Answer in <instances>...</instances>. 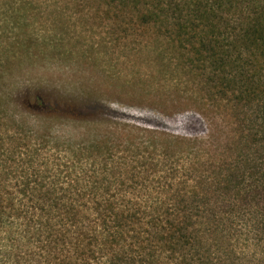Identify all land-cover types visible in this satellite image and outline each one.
Masks as SVG:
<instances>
[{"label": "rangeland", "instance_id": "1", "mask_svg": "<svg viewBox=\"0 0 264 264\" xmlns=\"http://www.w3.org/2000/svg\"><path fill=\"white\" fill-rule=\"evenodd\" d=\"M120 1L0 0V107L18 122V101L39 89L91 105L85 122L49 121L43 139L14 146L2 191L48 217L56 239L47 229L0 239V264H74L60 244L72 220L47 215L46 197L63 212L88 197L95 212L123 214L117 264H264V133L249 154L242 142L260 124L245 91L264 85V57L258 66L241 39L250 24L264 27V0H160L171 9L162 23ZM185 2L178 13L174 3ZM183 21L195 28L178 33ZM214 51L234 76L225 94ZM173 228L186 239L165 240Z\"/></svg>", "mask_w": 264, "mask_h": 264}, {"label": "trees", "instance_id": "2", "mask_svg": "<svg viewBox=\"0 0 264 264\" xmlns=\"http://www.w3.org/2000/svg\"><path fill=\"white\" fill-rule=\"evenodd\" d=\"M140 1H143L144 4H151L153 6L151 9L155 8L156 13L149 9L145 11L137 9ZM120 3L125 5L133 3L135 7L131 8L129 12L132 13V10L136 9L137 13L135 15L138 14L142 21L149 19V17L151 18L149 14H154L162 23L163 20L159 17V14L171 10L168 5L167 7L161 6L160 0H121ZM173 6L179 13L182 11L183 7H187V3H174ZM196 6L198 9L202 8L200 2H197ZM153 17L156 19L155 16ZM192 28H195L194 25L189 24L188 26V23L183 21L178 23L177 32L181 34ZM241 39L251 45V48H254L252 58L259 66L261 63L260 55L264 57V27L257 24H250V26L244 30ZM215 43L216 45L212 46L214 50L217 45L219 46L218 42ZM214 52L218 53L215 55L216 57L214 56V62L220 65L222 72L220 81L217 83L219 85L218 88H220L218 93L225 94L227 90L223 88L222 83H225L224 85H230L234 82V76L231 73L232 69L229 64L228 56L225 57L223 53H219L218 51ZM245 92L249 93L251 97H253V101L256 102L255 115L260 120L258 130L252 133V129H247L242 136L243 150L245 153L248 152L249 154V142L251 139L259 133H264V85L259 84L253 90H247ZM4 104H6V102H4ZM88 104L89 103L86 101L82 102L74 99L53 97L51 94L45 93L42 89H39L35 91L32 96L28 97L24 95L18 101L17 106L20 114V121L18 122L15 120L14 113H10L0 107V150L5 154L4 160L2 161L0 159V174L5 171H10L8 170L7 164L15 154L14 146L17 145L16 143L26 141L30 135L34 136L36 133L37 137L41 138L42 136L39 133L44 130L46 123L49 121L63 120L65 123L85 122L84 118L80 115H83V108L85 106H91ZM5 107L8 110L11 109L8 103ZM251 115L252 113H250V116ZM27 124L32 126V129L27 128ZM7 142H10V145L5 148L3 144ZM261 146V148L264 149V144H261ZM248 154L247 161H249L248 163L252 169L253 176L256 177L255 163L254 161L251 163ZM256 178L262 183L261 185L264 190V175L261 179L258 177ZM24 186H26V184ZM3 188H5V185L0 181V236L4 235V237H0V239H5L6 241L15 239L16 241H26V238H30V234L33 238H37L42 231L45 232V229H47L49 232L47 240L50 242V238H52V229H50L47 224L50 220L46 217V222L44 221L43 223L42 220L44 215L40 214V212L33 207L34 205H32L31 200H33L34 197L29 201L32 207H27V210H21L17 208L16 205L21 204L22 199H18L2 191ZM89 199L88 197H81L79 203L80 210L72 211L67 209L65 212L58 208L59 202L54 198L46 197L43 200L46 205L49 206L47 215H54V212L59 210L60 212H58L57 217L60 220H72L73 236L68 233L66 235L62 234L63 241L60 244L62 248H64L63 250L71 254L72 258L70 259L74 264H89L90 261L94 259L98 261V264H117L118 261L122 259L119 244L124 237L123 226L120 222V217L123 218V214L117 213L111 208L103 212L102 210L95 212L91 210L90 207H87L89 202H91ZM71 201H65L63 204H70ZM260 224L264 229V203L261 208ZM180 232L179 229L173 228L165 240L168 242H173L175 240L183 241L186 239V235ZM55 239L56 237L52 238V244H55ZM71 246H74V249H72ZM12 258H14V256Z\"/></svg>", "mask_w": 264, "mask_h": 264}]
</instances>
